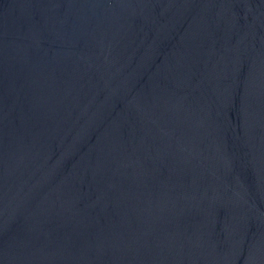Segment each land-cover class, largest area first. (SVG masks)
I'll return each instance as SVG.
<instances>
[{"label":"water","instance_id":"obj_1","mask_svg":"<svg viewBox=\"0 0 264 264\" xmlns=\"http://www.w3.org/2000/svg\"><path fill=\"white\" fill-rule=\"evenodd\" d=\"M0 264H264V0H0Z\"/></svg>","mask_w":264,"mask_h":264}]
</instances>
